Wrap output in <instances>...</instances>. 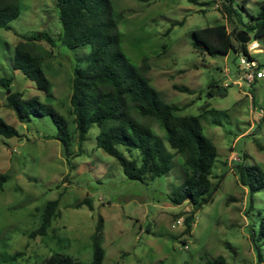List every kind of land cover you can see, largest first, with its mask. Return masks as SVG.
I'll list each match as a JSON object with an SVG mask.
<instances>
[{
  "label": "rangeland",
  "instance_id": "374dc122",
  "mask_svg": "<svg viewBox=\"0 0 264 264\" xmlns=\"http://www.w3.org/2000/svg\"><path fill=\"white\" fill-rule=\"evenodd\" d=\"M110 1L129 61L163 101L179 108L177 115L200 118L204 134L217 148L212 182L220 187L213 202L194 213L191 234H185V220L193 208L187 202L174 205L170 199L185 179V158L170 148L156 124L152 129L172 156L171 171L132 181L115 158L97 147L98 127H91L81 148L75 139L66 156L51 118L20 122L0 84V118L19 133L12 138L0 135V175L6 176L0 189V264H42L53 254L90 264L91 238L100 218L103 264H203L205 255L223 256L227 264H264L256 250L261 249L264 260V188L250 198L237 174L241 164L264 170V79L253 84L242 79L241 52L211 57L193 49L196 29L227 25L233 31L236 25L221 12L223 0H199L203 5L187 0ZM242 1L235 0L234 6ZM19 4L11 29H0V79H11L13 90L25 99L37 97L52 105L67 119L72 134L74 68L90 47L72 51L59 43L62 26L54 0ZM262 5L264 0H248L247 9L240 10L244 22L252 21ZM41 32L55 41L38 42L52 54L43 62L50 95L12 68L16 45ZM258 43L263 52L251 54L264 63V43ZM119 150L141 162L138 150L133 156L123 146ZM87 197L93 210L87 205L75 208ZM54 200H59V214L47 236L30 238L46 204Z\"/></svg>",
  "mask_w": 264,
  "mask_h": 264
},
{
  "label": "trees",
  "instance_id": "16d2710c",
  "mask_svg": "<svg viewBox=\"0 0 264 264\" xmlns=\"http://www.w3.org/2000/svg\"><path fill=\"white\" fill-rule=\"evenodd\" d=\"M146 1V0H140ZM203 5L199 0H187ZM62 26L59 43L72 51L90 47L84 58H79L74 68L72 95L70 98L74 132L69 122L52 105L39 98L25 99L21 92L12 88V80L0 79L8 92L7 105L20 122H30L32 117L51 118L57 128L56 139L61 142L66 156L72 152L76 139L81 148L92 126L99 129L96 143L99 149L115 158L129 180L143 182L147 176L162 177L171 171L172 156L166 151L162 140L152 129L156 124L164 133L168 145L185 158L186 176L175 194L170 198L174 205L187 202L193 213L186 220L185 234H191L194 213L213 202L220 184H213V167L217 159L215 144L204 134L199 117L179 116V108L162 100L159 92L151 86L144 73L134 66L121 49V33L114 17L110 0H54ZM235 0H223L224 14L228 22L236 25L230 32L227 25H216L193 32V49L200 55L227 56L231 50L249 56L248 45L236 39L240 30L246 31L255 42L264 43V5L252 21L245 23L240 10L247 9L248 0L234 6ZM20 14L19 0H0V29H11L10 22ZM170 31V30H168ZM54 45V39L45 32L20 41L14 51L12 68L30 79L37 90L50 95L52 85L44 71L43 62L52 57L38 42ZM237 42V44L235 43ZM176 90L188 92V88L175 86ZM0 135L5 138L19 136L18 131L0 118ZM123 146L133 156L140 152L141 162L128 159L120 150ZM238 179L248 188L250 198L264 188V170L259 165L238 166ZM6 176L0 175V189ZM87 205L93 210L90 198L75 204V208ZM59 214V200L46 204L40 226L30 238L45 237L52 222ZM264 234V229L261 230ZM104 220L99 219L92 235L93 260L90 264H103L105 250ZM260 262L264 263L261 249L256 246ZM203 264H227L223 256L203 258ZM42 264H85L70 256L53 254Z\"/></svg>",
  "mask_w": 264,
  "mask_h": 264
},
{
  "label": "built area",
  "instance_id": "2783aa9c",
  "mask_svg": "<svg viewBox=\"0 0 264 264\" xmlns=\"http://www.w3.org/2000/svg\"><path fill=\"white\" fill-rule=\"evenodd\" d=\"M247 45L249 56L241 52L244 54V57L241 59L244 71L242 79L248 84H253L258 80L264 79V63H261L251 52L261 53L263 52V48L260 47L258 42H252Z\"/></svg>",
  "mask_w": 264,
  "mask_h": 264
},
{
  "label": "water",
  "instance_id": "95a60500",
  "mask_svg": "<svg viewBox=\"0 0 264 264\" xmlns=\"http://www.w3.org/2000/svg\"><path fill=\"white\" fill-rule=\"evenodd\" d=\"M236 39L241 45H247L252 41V37L244 30L237 32Z\"/></svg>",
  "mask_w": 264,
  "mask_h": 264
}]
</instances>
